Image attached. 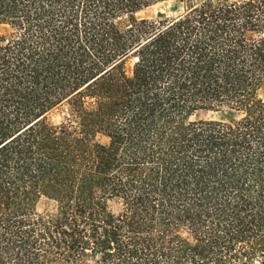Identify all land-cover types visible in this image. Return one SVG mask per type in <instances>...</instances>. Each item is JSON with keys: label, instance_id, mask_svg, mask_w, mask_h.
Instances as JSON below:
<instances>
[{"label": "trees", "instance_id": "16d2710c", "mask_svg": "<svg viewBox=\"0 0 264 264\" xmlns=\"http://www.w3.org/2000/svg\"><path fill=\"white\" fill-rule=\"evenodd\" d=\"M162 1L0 0V264H264V0Z\"/></svg>", "mask_w": 264, "mask_h": 264}, {"label": "rangeland", "instance_id": "374dc122", "mask_svg": "<svg viewBox=\"0 0 264 264\" xmlns=\"http://www.w3.org/2000/svg\"><path fill=\"white\" fill-rule=\"evenodd\" d=\"M218 1V0H214ZM229 1H245V0H229ZM187 5L184 2L181 1H162L158 2L141 12L137 14V17L139 19H168L172 20L177 17L182 16L186 13ZM9 30L7 28H0V33H8ZM125 71L128 74L132 73V58H129L126 60L125 64ZM259 96L264 100V86L259 92ZM69 115V106L67 104L61 105L55 109H53L50 113L47 115V120L51 125H60L66 121L67 116ZM236 117V115H233ZM230 116L226 113H213V112H207V111H199L194 118L195 119H209V120H221V119H227ZM38 212L43 213L46 211L52 212L56 208V203L53 201H50L46 198H42L40 202L38 203ZM54 264H66L62 262L54 263ZM92 264V263H90Z\"/></svg>", "mask_w": 264, "mask_h": 264}]
</instances>
